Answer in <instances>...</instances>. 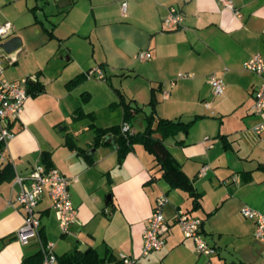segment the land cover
I'll return each mask as SVG.
<instances>
[{"label": "crops", "instance_id": "1", "mask_svg": "<svg viewBox=\"0 0 264 264\" xmlns=\"http://www.w3.org/2000/svg\"><path fill=\"white\" fill-rule=\"evenodd\" d=\"M59 1L70 3L0 0V22L12 23L0 43L14 35L21 39L12 52L0 46L2 76L31 80L22 113L9 122L14 135L0 167V264H44L41 243L47 241L56 256L84 244L105 258L103 264H117L120 253L138 264H204L207 259L211 264H264V239L254 236L253 219L239 211L242 205L264 211V134L252 132L259 117L250 110L260 77L243 66L253 54L264 55V0H233L232 8L218 0H128L125 12L120 0ZM169 6L183 16L178 28L163 25ZM141 50L151 57L137 59ZM96 67L104 78L92 74L68 85ZM179 72L192 76L177 77ZM107 73L121 75V90L104 82ZM210 74L225 82L216 102L210 100L215 96ZM116 89L145 114L153 108L155 117L193 120L187 132L164 143L191 179L197 200L162 175L142 143H135L121 163L109 140L94 143L92 125L105 128L124 119ZM229 94H234L230 109ZM113 105L118 110L112 118H99V110ZM142 125L139 119L132 130ZM42 154L69 178L77 214L61 232L44 189L35 207L38 237L21 244L15 233L24 213L14 177L27 175L36 164L47 166ZM160 195L168 198L165 243L141 256L142 231ZM179 209L201 219L204 239L216 248L209 258L183 235L175 221Z\"/></svg>", "mask_w": 264, "mask_h": 264}, {"label": "built area", "instance_id": "2", "mask_svg": "<svg viewBox=\"0 0 264 264\" xmlns=\"http://www.w3.org/2000/svg\"><path fill=\"white\" fill-rule=\"evenodd\" d=\"M219 3L226 7H233V0H218ZM128 0H120L122 12L127 9ZM183 21L181 12L175 6H169L162 22L166 29L178 28ZM12 23L8 20L0 22V38L11 32ZM139 60H147L151 53L146 50L139 51L136 56ZM243 66L246 70L254 72L260 77V82L254 90V101L250 107L251 113L259 117L251 130L254 134H264V55L255 53L244 61ZM3 65L0 60V167L7 160L6 147L7 142L14 135L9 128V122L20 116L23 111L24 103L27 99V85L31 81L29 76L22 77L18 80H10L2 76ZM94 74L97 78H104L101 68H93L87 71V76ZM192 76V73L179 72L177 77ZM175 80H171L173 85ZM208 81L212 93L221 95L225 89V82L221 76L210 74ZM169 94L168 90H163L164 97ZM129 129L127 123H123L122 131ZM14 184L18 186L16 199L20 204L24 219L22 225L16 230L15 236L21 244H27L33 237H38L40 219L36 215L35 207L43 193L44 189L52 200V208L55 210L58 225L61 232H66L71 222L76 218V208L69 193V178L62 174L55 167L42 166L36 164L27 175L16 174ZM168 202L165 195L156 197L152 206L147 225L142 231L141 256H146L149 252L159 250L165 243L166 223L164 218V207ZM240 214L246 218L253 219L255 223L254 236L264 239V211L255 210L247 205L240 207ZM183 235L190 238L197 252L209 258L216 252V248L210 245L204 239L201 233V219L190 215L187 211L179 209L175 216ZM44 253V264H55L56 253L52 242L41 243ZM117 264H138L136 258L119 254ZM204 264H211L207 259Z\"/></svg>", "mask_w": 264, "mask_h": 264}, {"label": "trees", "instance_id": "3", "mask_svg": "<svg viewBox=\"0 0 264 264\" xmlns=\"http://www.w3.org/2000/svg\"><path fill=\"white\" fill-rule=\"evenodd\" d=\"M59 1V0H58ZM88 71V70H87ZM87 71L83 74L73 77L68 82L69 86H74L84 80ZM37 83H35V86ZM118 95V102L124 110V119L120 124L112 125L109 127L101 128L92 125L95 131L94 143L104 142L102 137L107 133H112L115 136V147L118 155V162L121 163L125 154L130 151L135 143H142L144 147L152 152L155 156L157 163L162 170V175L168 179L172 185L179 186L186 190L190 196L197 200L198 193L195 191L191 179L183 172L178 162L174 159L168 148L166 147L164 140L168 137L176 135L178 132H187L191 126L193 120L184 122L180 120H171L161 117H155L153 108L150 113H144L141 106L131 104L130 100H127L124 94L116 89ZM154 99L151 98L149 105H153ZM132 109V110H131ZM143 112L141 117L136 113ZM141 120L142 129L132 130L133 120ZM155 121V123H154ZM123 123H127L129 129L122 131ZM47 167H50V163L47 160V154H42L41 159ZM43 243V242H42ZM45 243V242H44ZM103 257H100L98 253L91 249L88 252L80 251L74 248L73 251L65 253L60 256H56L57 264H103Z\"/></svg>", "mask_w": 264, "mask_h": 264}, {"label": "rangeland", "instance_id": "4", "mask_svg": "<svg viewBox=\"0 0 264 264\" xmlns=\"http://www.w3.org/2000/svg\"><path fill=\"white\" fill-rule=\"evenodd\" d=\"M52 17V16H51ZM103 74H104V72H103ZM92 77V74L91 75H89V76H87V77H85L84 78V80H86V79H89V78H91ZM123 78L121 77V75H118V76H116V75H111L110 73H107V79H106V81L104 80V82L106 83V84H110V81L115 85V87L116 88H118V89H122L121 88V84H120V81L122 80ZM83 80V81H84ZM82 82V81H81ZM245 93L243 92V91H239V95L240 96H242V98L243 97H245V95H244ZM234 97V94H229V96H228V109H230L229 107V105H230V101H232V99H234L233 98ZM220 98V95H215V96H213L212 98H210V100L211 101H214V102H216L218 99ZM247 100H246V103H248V101H250L251 100V95H249V94H247ZM118 106L117 105H113V106H111V107H109V108H106V109H104V110H99L98 111V116H99V118L100 117H103V114L104 115H106V114H110V116H111V118H112V116H114L115 114H116V111L118 110V108H117ZM229 112V111H228ZM79 120V119H78ZM138 121H136V120H133L131 123L135 126V124L137 123Z\"/></svg>", "mask_w": 264, "mask_h": 264}, {"label": "water", "instance_id": "5", "mask_svg": "<svg viewBox=\"0 0 264 264\" xmlns=\"http://www.w3.org/2000/svg\"><path fill=\"white\" fill-rule=\"evenodd\" d=\"M70 2L69 1H58L57 5L58 7H64L65 5H68ZM21 45V39L19 36L14 35L9 37L8 39L2 41L0 43V46L7 52H12L13 50L17 49L19 46ZM29 89H27V92L29 93ZM109 140V142L115 146V136L112 133H107L106 135H104L102 137V141L107 142ZM79 250L81 251H88V249H85V245L84 244H80L79 245Z\"/></svg>", "mask_w": 264, "mask_h": 264}]
</instances>
